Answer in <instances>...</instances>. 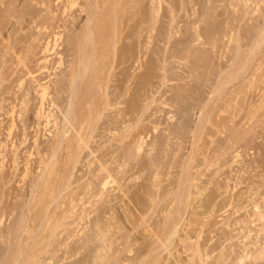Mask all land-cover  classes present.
Segmentation results:
<instances>
[{
  "label": "rangeland",
  "instance_id": "1",
  "mask_svg": "<svg viewBox=\"0 0 264 264\" xmlns=\"http://www.w3.org/2000/svg\"><path fill=\"white\" fill-rule=\"evenodd\" d=\"M120 1L122 2L121 4H124V5H121L120 2H119L118 3L119 5L118 4L114 5L115 12H110L112 14H110L108 12V14H107L109 16V19H111V21H109V24L111 22V24L109 25L110 28L108 27L110 29V32L108 31V33H109L110 36H112V33L115 34L116 32L117 33L120 32L119 33L120 37L116 41V47L118 49H116L114 51L118 52V53L119 52H121V53L123 52V54L125 56L128 55V57L133 52L132 54H133V56H135V57H133L135 62H133V64L131 66H129L127 69L124 68L126 66V64H124V66H123V64H120V67L118 65V67L115 69V72H116L115 76H114V74H112V76L109 77L110 79L108 78V81L106 83L107 86L105 84L106 88L104 89V93H105L106 98L108 99L107 103L106 104L102 103V101H100L101 103H99V101H98L99 104H97L96 108L98 107V110H100V111L102 110L104 113H107V112L111 113L112 116L115 114L114 116H116L117 113H115V112H117L118 107H123V106H128V105L130 107V104L133 101H137L138 100L137 104L142 102V103L139 104L142 107V110H141L140 107H139V110H141L142 112L139 111V114H138V111H137L138 117H140V119L137 120L136 124H137V126L140 125V124H147V126L149 128L148 132L150 131L149 134H151V132L153 130L152 127L155 126L156 124L159 125L158 126L159 128L156 125V127H157L156 130L157 131L160 130V132H161V133L159 132V134H163V133L165 134V132H166L165 130L166 129H164V128H167V124H166V126L164 124L165 122L166 123L169 122L168 124L171 123V125L175 124V123L176 124H178V123L180 124L182 122V120L184 121L186 119L188 121L190 120L188 122V124H187L188 126H190L192 124L190 126L191 129H190V127L187 126V128H189V130L186 128V130L188 132L186 130H184V131L187 132V134H186V132H183V129L180 128L179 124L177 125L178 128L175 127L176 124L174 125V127L172 126V128H176L177 130L179 129L180 131L182 129L181 134H180V131L178 130L176 132L173 131L174 135L173 134L170 135V138H172V137L175 138V133H178V132L179 133L177 134V136H179V134L181 135V136H179V138L176 137L175 139L174 138L171 139L172 142L175 143L174 146L177 147V144H182V145H180V146L178 145L180 147L179 148L180 150L178 149V147L177 148L174 147L175 150L173 151V153L177 149V153L178 154L175 153L174 155H171V157H169L170 165H172V166L170 167L171 169L169 170L171 172V174L168 175V176L171 177V175H172L171 179L172 180L175 179V181H174L175 183L179 182L184 177V173L181 172V171L183 170L184 167L186 168V166H187L188 167L187 171H189L187 178L189 179V175H190V177H194V178L197 177L195 179V181L192 182L193 184H191V182H189V183L186 182L187 185L189 184L187 189L188 190L190 189V190L187 191V192L190 193V197L188 198L187 202L186 201L185 202L188 203L187 207H189L190 205H191L190 208L192 206L193 207H192V209L187 208L186 213H183V216H182V218H183L182 220L183 221H181V223L178 225V227H177V229L179 228L178 229V233H176L174 235L173 240H172V241H174L173 242L174 243L173 244L174 247L172 246V244H171V246L173 247V249L170 247L172 249V251H171L172 254H170L169 252L165 253L166 251L161 253L160 256H159V258L161 259V260L159 259V262H160L159 264H176L175 259H177L178 256H181L182 259L183 258L185 259L184 260L185 264H189V263L190 264H215L216 261H218L219 264H220V262H221V264H230L231 261H233L234 264L235 263L237 264L239 262V260H234V259L235 258L238 259V258L236 257V255H235V258H233L234 256H232V255H234L236 253V251H234V250L237 247H238L237 249H239V246H240V248H242L243 245H247V244H248V246H249V244L254 246L252 244V242H253L252 240L256 236H258L256 233H255L256 234V236H255L254 232L249 231V229H248L249 227H247V231H249V233H250L249 234L250 236H249L247 234L246 227H245V230H244L243 229L244 226L241 225V224H243L242 220L245 221L246 218H249L251 216V213H253V216H254V210L255 209L253 208L252 205L254 204L255 201L258 200L257 196L252 194L250 196V197L253 196L252 197L253 198L252 201H254V202L252 204V202L250 200L251 198L248 197L249 195L247 196V194H248L247 191L248 190H249V192L251 191L250 192V194H251L253 192V190L255 189L254 192L255 191L257 192L258 189L255 188L257 186L259 188V192H261V193L264 192V186H262V185H264V177H263L264 176V174H263L264 173V168L261 167V165L264 167V154H263L264 153V28L262 27V26H264V0H262V2L260 1L259 4H257L258 5V7H257L258 10L256 9V12H254L255 11L254 5L256 4L257 0H244V1H246L245 5H244V1L243 0L242 1L241 0H231V1L230 0H221V1L220 0H217V1H215V0H213V1L212 0H198V1L197 0H186V2H188V3H186L185 10L182 9L179 0H177V2L175 0L174 3H173V1L171 3V2H169V0H166V1L162 0L161 3H163V5H162L163 8L166 7V11L169 8V11L168 12L160 11V12H157V13L149 12V11L147 12V10L149 9V6L147 7L146 3L148 4L149 0H144L143 4L141 3L142 6H139L140 4L138 5V3H140V2H138L137 6H136V2L133 3L134 1L131 2L132 4H129L128 1H125V0H120ZM232 1H233V3H232ZM200 2H204V3L200 4ZM251 2L253 3V5H252ZM134 4H135V6H133ZM175 4H178V5H175ZM190 4L192 5V7H190L191 6ZM130 5L132 7L131 9H130ZM194 5H196V6H194ZM234 5H237V6L234 7ZM118 6H120V7L122 6L123 8L122 7L118 8ZM211 6H213V7H211ZM230 6L232 7V9L230 8ZM42 7H43L42 6V0H0V44H1L0 45V47H1L0 48V91H1L0 92V99H1L0 100V114H1L0 115V122H1L0 123V127H1L0 130L2 131V132L0 131V138H1L0 140H2L0 142L4 143V146L2 144L0 145L1 147L3 146L2 148L0 147V152H1V154H0L1 155L0 163H1L2 158L4 159V161H2L3 165H0V177H1L0 178V188H1L0 189V211L3 210V211H1V212H3V214L0 213V218L3 219L2 222L0 223L1 224L0 229L2 230V228L3 229L6 228L5 231L3 230L5 233H6L7 229L8 230L10 229L9 230L10 234H8V235L10 236L9 239L12 242L11 243L12 244V248H11V251H10V253H11L10 255L7 253V250L4 247L5 243L3 242L2 243L3 245L0 243V264H3L2 260H4V259H8V260L10 259L9 260L10 264H14L15 261H16L15 264H33L34 262H35L34 264H69V263L70 264H91L92 263L91 260H93V256L92 255L94 254V251H95V248H94L95 245L93 246V245L90 244V247H88V248L89 249L92 248V249L89 250L88 248H86V251H85V249L83 251L82 248H81L82 250L78 249L79 247H77L78 243H77L76 239L71 237V239L70 238L67 239L68 243L70 242L69 248H71V249H69L70 250V251H68L69 253H66L64 246L61 244V243H63L62 241L65 240L64 238H66L65 237L66 236V231L64 230L65 227H67L68 223L72 222V219L75 220V221L77 220V219H75V216H73V218L72 217H70V218L67 217V214H63L64 211L61 210V209H56L54 214H55L56 217L57 216L60 217V215L64 216V217L66 216L64 220L62 219L64 225L58 227V229H57L58 231L56 230L54 232V234L52 235V237L48 238L49 240H48V243L46 245L47 248H44V250H42V241H41L42 240V210L46 209L45 211H47V212H51L52 211V213H53V210H54L53 204H54L55 201L50 204L48 209H47V207L44 208V206H45V205H43L44 200L41 199L42 198V196H41L42 195V165H40V164H42V152L45 151L44 150V146H48V145L51 144V143H49V141L51 142V139H52L51 131L54 132L55 129H54V127H52L51 123H50L51 127L49 125L47 126V129L49 128L48 130L47 129H43V127L40 126V125H42V120H41L42 116H40V117L36 116L37 118H35V115H36L38 107H39V105H37V104H39L38 95H37V91H35L36 90L35 88H37V87H35V86H36L37 82L38 83H43L44 81L47 82L48 80L50 81V79H52V78L55 79V77L58 76V75H54V73H53L54 70L52 68L48 69V71H47V68H42V65H43L42 59H41L42 58V41H43L42 40V32L45 31V30H48L46 28L43 30L42 25L44 27H48V26H50V25H48V21H49L50 17H52V16H56V18L58 17L57 18L58 20L56 21V24L54 26V31L57 34L61 35V37L59 39V42L62 41L63 45L62 46L60 45V46H61V48L64 49V50L62 49V51H64V53L66 52V56H67V54L69 56V53H71V49L69 48L70 47V45H69L70 43L68 41L74 35V33H72V34L69 33V29H68L69 25L76 29V30H74L75 33L76 32L78 33L81 30V28L84 26V23H85L84 19L85 20L87 19V14H88L86 12H70L71 16H72V17H70V16H67V14H66V13L69 14V12L65 13V12H61L59 10L54 9L53 10V14H52L51 12H46V10H43ZM134 7H136V8H134ZM145 7H146V9H145ZM138 8H140V9H138ZM143 8H144V10L141 11V9H143ZM245 8H246V10H245ZM118 9L120 11H118ZM123 9H124V11H123ZM233 9H235V10H233ZM253 9H254V11H253ZM138 10H140V11L138 12ZM238 10H240V11H238ZM230 11H232V12H230ZM245 11H247V12H245ZM123 12H124V14H123ZM171 12H172V14H171ZM59 13H62V14H59ZM89 13H91L90 14L91 16L93 14L94 15L97 14L96 12L95 13L89 12ZM155 14H157V15L155 16ZM170 14H171V17H170ZM60 15H63V16H60ZM110 15H111V18H110ZM150 16L152 18H150ZM60 17H61V19H60ZM64 17L67 18V19L74 18V22L73 21L72 22L65 21ZM143 17H144V20L142 19ZM132 18H133V20H132ZM138 19H140V20H138ZM62 21H64V22H62ZM204 21L205 22L207 21V22L205 23ZM248 21H249V23H248ZM142 23H143V25H142ZM153 23H155V25ZM82 24H83V26H82ZM152 25H154V26H152ZM191 25H193V26H191ZM231 25H232V27H231ZM58 26H60V27H58ZM116 26L118 28H120V29H118ZM167 26H169L171 28V29L169 28L171 30V32H172L171 33L172 34V39L170 38L171 39L170 42L172 41L171 42V51H172V54L173 53L175 54V55L171 54L172 55L171 58L170 57H169L170 59L168 58L169 61L170 60L173 61L170 64L171 67L169 65V63L171 61L168 63V60H167V62H166V64L169 66V68H168V66H164V62H163L164 61L163 60L164 56H161L163 50H165L164 46H167V45L164 44L165 43L164 34H165L166 28H168ZM215 27L218 28L219 30L216 29V31H215ZM17 28H19V29H17ZM262 28H263V31L260 33ZM116 29H118V31ZM137 29H138V31H137ZM178 29H179V31H178ZM41 30H43V31H41ZM142 31H143V33H142ZM197 31H199V32L203 31L200 34V36L201 37L203 36L205 39L207 37V40H205V41L203 40L202 43H201V40L203 39V37H202V38L199 39L200 41H198L197 37H198V33L199 32H197ZM138 32H139V34H138ZM212 32L215 34L214 37L212 36L213 35ZM27 33H30V34H27ZM149 33L150 34L152 33L151 34V36H152L151 39L148 38V37H150ZM156 33H158V34H156ZM195 33H197V37L195 36L197 40L194 39L195 40V42H194V40L192 38H195V37H194V35H191V34H195ZM207 33L211 37H209V35H207ZM228 33H230V34L232 33L231 34L232 35L231 38H228L230 36V34H228ZM202 34H204L206 37L204 35H202ZM38 35H40V36H38ZM227 35H229V36H227ZM161 36H162V38H161ZM51 37L52 36H50V38ZM212 37L214 38V40H210L209 41V39H211ZM135 38H136V40H135ZM215 38H216V40H218V42L215 40ZM254 38H255V41L253 40ZM17 39H20V40L18 41ZM22 39H23V41H21ZM112 39L113 38H110L109 40L111 41ZM234 39H236V40H234ZM34 40H36V41H34ZM146 40L148 42L151 40V42H149V44H148L146 42ZM27 41H28V43H27ZM162 41H163V43H162ZM188 41H189V43H188ZM206 41H207V43H205ZM18 42H21V43H18ZM190 42L194 43V44L192 43V45L194 47H195V45H197L196 46L197 49L194 48L193 46H189V44L191 45ZM212 42L216 43V44L214 43L215 44L214 48L211 47V46H213V45H211ZM185 43H187V45H188L187 47L185 46L186 45ZM8 44H10V45H8ZM30 45H32V46H30ZM107 45H109V46H108V49L107 48L106 49L110 50V55H111V53L113 52L112 43H110V44L107 43ZM152 45H153V47H152ZM8 46H11V47L15 46L14 47V52L15 53L13 52L12 49H10V50H12V51H10L8 49ZM36 46H37V49H36ZM131 46H132V48H131ZM146 46L148 47V49H147ZM172 46H174V47H172ZM204 46H205V48H204ZM252 46H253V48H252ZM120 47H121V49H120ZM185 47H186V49H183ZM192 47L194 49H196L197 52L195 50L191 49ZM199 47H201V48H199ZM40 48H41V50H40ZM141 48H143V49H141ZM149 48H151V49L154 48L153 50H154V52L156 51V53L151 52V50ZM198 48L201 49V50H199ZM189 49L192 50V51H190ZM213 49L215 51H213ZM217 49H218V51H217ZM67 50L69 51V53H67L68 52ZM185 50H188V51H186L187 53L185 52ZM137 51H140V52L137 53ZM189 52L190 53L192 52V53L190 54ZM200 52L202 53V55H200ZM209 52L210 53L212 52V53L209 54ZM12 53H14V54H12ZM64 53L62 52V54H64ZM135 53H137V56H136ZM194 53H196V56H194L195 55ZM220 53H222V54H220ZM207 54H209V56ZM247 54H248V56H247ZM10 55H11V57H10ZM216 55H218L219 57L216 56ZM63 56H64L65 60L69 59L68 56H67V58L65 57V54ZM187 56H189V58ZM16 57H19L18 61L16 60ZM23 57H25V58L23 59ZM111 57H112V55H111ZM111 57H110V59L112 61ZM180 57H184V58L180 59ZM245 58H246V61H245ZM110 59H109V56H108L109 66H112L111 62H110ZM239 59L240 60L242 59V61L244 60L243 63L241 61H239ZM20 60H23V61L25 60V61L24 62L23 61L20 62ZM105 60H107V57L105 58ZM236 60H237V62L234 63V61H236ZM158 61H159V63H158ZM22 62L25 64V67H24V64ZM136 62H138V63H136ZM139 62H141V63H139ZM188 62L190 63V65H189ZM244 62H246V63H244ZM211 63H212V66H211ZM259 63H260V65H259ZM107 64L108 63H106V65ZM215 64H216V67L218 66V68H216L214 66ZM234 64L237 65L238 67L239 66L240 67L238 68ZM244 64L246 66H244ZM252 64H253V66H252ZM257 64L259 65V67H258ZM155 65H156V67H155ZM193 65H196V66H193ZM241 65H242L243 68L241 67ZM164 67L168 68L166 70H170V72L169 71L167 72L168 74L170 73L169 75L166 73V71H164V69H165ZM208 67H209V69H208ZM232 67H233V69H232ZM207 69H208V72H205V71H207ZM231 69L233 70L232 73H230ZM209 70L211 72L213 71L214 73L215 72L216 73L214 75H213V73L210 74ZM228 72L230 73V75H227ZM47 73H49V74L47 75ZM207 73H209V74H207ZM217 73L218 74L220 73V75H218ZM206 74L208 76H211V77L208 78ZM125 75L128 76L129 79ZM166 75H167V78H166ZM129 76L133 77V80ZM135 76H138L140 79L136 78ZM146 76H148V77H146ZM160 76H162V77H160ZM19 77H21V78H19ZM31 77H32V79H31ZM134 77L137 80L135 79V81H134ZM215 77H216V79H215ZM190 78H191V80H190ZM21 80H23V82H21ZM35 80H36V82H35ZM138 80L140 82H138ZM201 82H204V83H201ZM132 83L134 85H139V83H140V85L137 86V87H139L137 89L140 90L139 93H137V95H136L138 97L137 99H136L135 94H134V97H132L133 93L131 94V92H132V91L130 92L131 89L128 90L130 87L132 88V86H133ZM195 83H197V84L195 85ZM217 83L220 85V91L218 93L214 94L212 91H213V88H215L214 86L217 85ZM20 85L22 86V89H20L21 87L20 88L18 87ZM27 85L29 86L28 89H27V87H28ZM148 85H150V86L148 87ZM219 85H217V86H219ZM5 86H6V88H5ZM7 86H8V89L11 88V87L12 88L9 89V91H8ZM128 86H129V88L127 89L126 87H128ZM133 87H136V86H133ZM14 88H16V89H14ZM238 88L240 90H238ZM122 90H123V92H122ZM27 91H28V94H26ZM124 91H125V93H124ZM23 93L26 96L25 95L23 96ZM62 93H63L62 94L63 95L62 99H60V100L56 99L57 101L55 100L56 103H58L59 101L62 100L60 102V105H59V106H61L60 107L61 110L59 109V106L58 107L54 106V105L50 106L48 104V102L45 103V106H47L45 108V110L46 109L48 110L49 106H50V108H51L50 110H53V113L56 114V117H57V120H58L59 123H61L64 120V117H65V110L64 109L67 106V104H66L67 99L65 100V98H67V94H66V92H62ZM15 94H16V96H15ZM98 95L100 96V93L97 94V96ZM99 96H98V100H99ZM10 97H11V99H10ZM26 97H27V100H26ZM63 97H64V100H63ZM210 97H212V98H210ZM131 99H132V102H130ZM19 100H20V102H19ZM169 103H171V104H169ZM225 103H228V104L225 105ZM101 104H103V106H101ZM163 104H164V106H163ZM10 105L13 106V108ZM100 106L102 108H105V110L104 109H99ZM110 106H112V107H110ZM129 107H127L126 109L129 110ZM8 109H9V111H11L13 113L7 111ZM115 109H116V111H115ZM17 112H18V114H17ZM56 112H58V113H56ZM128 113L126 114V118H127V115L128 116L130 115V113L129 114ZM185 113H189V114L187 115ZM4 114H5V116H4ZM107 114L105 116H107ZM166 114L167 115L169 114L168 117H167ZM15 115H16V117H15ZM97 115H99V111H98V113H96V116ZM141 115H142V117H141ZM112 116H110V117H112ZM170 116H171V118H170ZM183 116H185L186 118L185 117L183 118ZM110 117H108V116L104 117L101 114L100 118L98 120H96L97 122L96 123L95 122L92 123L94 125L95 131H94V134H92L91 137L89 138L88 144H89V142H91L90 145L91 144L93 145V146H91V150L92 151L95 150L94 153L96 155L100 152V151H96L97 146H99L100 143H102L101 145H104V144H107V145L109 144L110 145L111 143H116V140H114V139L115 138H119L118 137L119 136V134H118L119 131L118 130L121 129L123 126L127 125L128 123L129 124L130 123L131 124L135 123L134 120L132 119L133 120L132 121L131 118H130V120L128 119L129 121L127 120V121H125V123L114 124L113 121H112L113 118L111 119L112 123H111V121L107 120V119L110 120ZM102 118H106V119H102ZM11 120H13V122H15V123H14V126H13L14 129L11 130L12 134H9L10 135L9 136L8 132H6V131H8L7 129L9 127V123H11ZM155 121L158 122V123L155 124ZM170 121H172V122H170ZM184 122L186 123L187 121H184ZM104 123L106 124V126H105ZM131 124H130V126H131ZM161 125H163V126H161ZM37 126L39 127V129H38ZM199 126H200V128H199ZM2 127H3V129H2ZM161 127L162 128L164 127V128L162 129ZM101 128H103V129H101ZM193 128H195V129H193ZM21 129L24 130V131H22ZM96 129H98L99 131L96 130ZM49 130H51V131H49ZM111 130H112V132H111ZM192 130L193 131L197 130V131H196V133L195 132L192 133ZM114 131H115L116 134L112 135V133H114ZM190 131H191V133H190ZM20 132H21V135H20ZM50 133H51V135H50ZM6 136H7L8 139L6 138ZM100 138H102L101 141H100ZM146 139L149 140V138H146ZM154 139H155V137H154ZM177 139H178V142H177ZM180 139H182V140H180ZM5 140H7V142ZM109 140H111L110 143L107 142ZM238 141H240V142H238ZM23 143H25V144H23ZM34 144H35V146H34ZM5 146H6L7 149L5 148ZM94 146L96 147V149L94 148ZM200 146H201V148H200ZM15 147H16V149H14ZM91 150L83 149L78 154L79 158H78V161L75 162L76 166L73 169V175H71V173H68L67 171L65 173L62 171L65 176H68V174H70V176H69L70 177V181L73 180L74 174H76L75 172H78L77 173L78 176H79V173H80V176H81L82 173L84 174L83 171H86V168H85L86 164L85 163L93 155V154H90ZM2 151H3L4 154L2 153ZM60 154H63V153L61 152ZM109 154L111 155V153H109ZM236 154H238L239 156L238 155L236 156ZM2 155H4L5 157H2ZM159 155L161 156L162 154L159 153ZM178 155H179V157H177ZM10 156H11V158H10ZM175 157H176V159H175ZM13 159H14L15 162H13ZM39 159H40V161H39ZM72 160H74V158ZM171 161L172 162L174 161V163H171ZM254 161H255V163H254ZM12 162H13V164H12ZM79 162H80V164H79ZM203 162H204V164H203ZM174 164H176V165H174ZM187 164L188 165L190 164V165L188 166ZM194 164H195L196 168L194 167ZM199 164L201 165V167H200ZM12 165H14V166H12ZM78 165H80L81 167L78 166ZM69 166L71 167V164ZM179 166H180V168H179ZM202 166L204 167V169H203ZM243 167L245 169H243ZM193 168H195L194 169L195 171H193ZM82 169H84V170H82ZM172 169H174V170L171 171ZM197 169H198V171H197ZM36 171H38V172H36ZM213 171H214V173H212ZM23 172L25 174L27 173V175L25 176V174ZM133 172L134 171L129 172L128 176H125L126 179H123L122 182H124L126 180V182H125L126 184L132 183L131 180L129 182L127 181L128 180L127 177H130L129 179H131V177L135 178V176H139V173H140V172L139 173L137 172L138 174H136V172H134V173ZM144 172H146V170ZM144 172L142 171V175L140 174L141 178H138V180H140V179H142L143 177L146 176ZM180 172H181V174H180ZM261 172H263L262 173L263 175H260ZM204 173H206V175H204ZM85 174H86V176H84V177L86 178L88 176V174L87 173H85ZM131 174H132V176H130ZM173 174H174V176H173ZM209 174L211 175L210 177H209ZM2 175H4V176H2ZM7 175H8L9 178L7 177ZM22 175H24V176H22ZM177 175H179V176H177ZM199 175H201V176H199ZM23 177L24 178L26 177V178L24 179ZM84 177H82L79 180H84L85 179ZM165 177H167V176H165ZM22 178H23V181H22ZM59 178H60V176H59ZM59 178L55 179V182H53L54 180L52 179L53 180L52 184L55 185L54 187L52 186V189H53V192L56 191V193L54 192V195L56 197H58L57 200L61 201L63 198L66 197V192L68 193L72 188L74 189L77 183L73 182V183L70 184L69 187L62 189V183H61L62 181ZM177 179L179 181H177ZM184 179H185V177H184ZM191 179H189L188 181H190ZM197 180L198 181L200 180V181L198 182ZM208 180H210V181H208ZM133 181H134V179H133ZM212 181L213 182L216 181L215 184L212 183ZM6 182H7V184H6ZM19 182L20 183L22 182V183L20 184ZM147 182H149V181H147ZM200 182H202V183L204 182L206 185H202V183L200 184ZM175 183H174V186L176 185ZM195 183H197L196 186L199 185L197 187H201V188H198L199 191H202V192H200L199 197H198V193H197L199 191L195 192L197 190V188H195L196 186L193 187L195 185ZM252 185L254 186V188H253ZM248 187H249V189H248ZM250 187H252L251 190H250ZM112 192L116 193L117 192V188L114 191H112ZM193 192L198 197V199H197L196 196H194ZM40 193H41V195H40ZM8 194H10L11 196L8 195ZM117 194H120V193L117 192ZM256 194L259 195L260 193H256ZM5 196L6 197L8 196L7 197L8 199ZM206 196H208V197H206ZM255 196H256V198H254ZM19 197H20V199H19ZM194 197H196V199H194ZM200 197L202 198V200H201ZM224 197H225V199L227 197L228 198L226 200H224ZM239 197L241 198V200L239 199ZM262 197H263V195H262ZM123 198H124L123 200L125 202L129 201L127 199L128 197L127 198L123 197ZM232 198L233 199L235 198L237 201L235 199L233 200ZM228 199H231V200H228ZM23 200H25V201H23ZM123 200H122L121 203H123ZM262 200L260 199V196H259V202L257 201V204L260 203L259 204L260 208H261L262 205H264V203H262V202H264V199H262ZM223 202H225V203H223ZM38 203H39V205H38ZM113 203H115V202L113 201ZM261 203H262V205H261ZM78 204H80V203H78ZM129 204H130V202H129ZM197 204H198V206H197ZM121 205L122 204L116 203V207L120 208L121 213H122V219L120 220L119 225H120V227L123 228L124 227L123 223H125L126 224V228L122 229V233H124V230L127 231V233H128V232L133 231V230H131L132 224H130L127 221V219H125L126 218L125 216L128 215L129 217H132V215L135 214L133 216V217H135L137 211H136V209H134L133 205H131L130 209L128 208L129 211L125 210V209H122ZM6 206L7 207L10 206V207L7 208ZM78 207L79 206L77 205L76 211H77ZM243 207H244L245 210L243 209ZM1 208H3V209H1ZM106 210H107V214L104 212L105 215H103V217L101 216L105 220L112 213L111 210L110 211L108 209H106ZM192 210H195L196 212L192 211ZM239 210H240V212H239ZM135 211H136V213H135ZM189 211H192V213H194L196 215H193ZM245 211H247V212H245ZM8 212H9V215H8ZM125 212H126V214H125ZM243 214H245V215H243ZM247 214L248 215L250 214V216H248ZM95 215H96V212L95 213L91 212L90 213V217H91L90 218L91 219L90 222L84 223V221H87L88 219L84 220V221L82 220L83 222L80 220L81 224L79 223L78 226L79 225L81 226L82 224H88L86 226H89V225H91V226H89L90 228L89 227L88 228L85 227L86 230L87 229L88 230L89 229L92 230L93 227H94V225H93L94 224V220L96 218ZM133 217L131 219H134ZM206 217H208V218H206ZM205 218H206V220H205ZM250 218L249 219L251 220V222H250V220L247 219L250 222L249 226L251 225L250 229L252 227H254V226L255 227H260V229H261V227H264V226H262V224L260 226L261 220H259L260 221L259 223L257 222L258 226L255 225L256 224L255 222L258 221V220H256V216H254L255 221H254L253 217H250ZM247 220H246V222H247ZM239 221H242V222H239ZM252 221H254L255 224H253ZM32 222H34V223H32ZM262 222H263V219H262ZM183 223L185 224L184 226H183ZM251 223L253 224V226H252ZM21 224H23V225H25V227H27V230H29V232L27 231L28 234H27V232L21 231L19 229V226ZM75 225L72 224L69 229L77 228L78 226L76 227ZM136 226H137V224H136ZM220 226H222V227H220ZM78 228L75 229L74 232H72V233H76V230H78ZM233 228H234V230H233ZM230 229H232V230H230ZM235 229L236 230L240 229V230L235 231ZM260 229H258V231ZM254 230H257V229L255 228ZM3 231H1L2 233L0 232L1 235L4 233ZM61 231H63V232H61ZM187 231H188V235H187ZM239 231H241V232H239ZM244 231H246V233ZM92 232H93V230H92ZM24 233H25V235H24ZM221 233H223V236H222ZM243 233H244V235H243ZM262 233L264 235V232H262ZM245 234H246V236L248 235V238L245 236ZM217 235H218V237H217ZM232 235H233V237L230 238V236H232ZM260 235H261V238H262L263 237L262 234H260ZM6 236L7 235L5 234V236H2V237L4 239H6L5 238ZM25 236H27V237H25ZM54 236H56V238ZM186 236H187V238H188V236H190V239L188 241L189 242L191 241V243H189V245L192 244V243L193 244L197 243V242L194 243V241H196L198 239H199L198 241L200 243L199 246L204 244V245H202L203 247L201 246L202 248L201 247L199 248V249H201L202 252H204V254L206 256V259H205V256L202 255L203 253L200 252V255H202L201 257H202L204 262L201 261L199 256H197L198 258L196 256H194L195 258L192 259L193 262H192V260H191V262L188 261L190 259L189 254L191 252H189L187 250V252H188L187 253L186 251H183V249H182L188 244L187 242L183 241L186 238ZM244 236L248 240L250 238L251 239L253 238V239L249 240L250 243H249L248 240H246V242H245L243 240ZM258 237H256V238H258ZM21 238H23V239H21ZM26 238H28V239H26ZM179 238H182V239L184 238V239L181 240ZM220 238H222L223 240L220 239ZM261 238H260V241L262 239L264 241V237L262 239ZM53 239H55L56 241L53 240ZM72 239H74V240L70 241ZM255 239H254V241L258 240V243H260L259 238L256 239V240ZM3 240L0 239V242H2ZM57 240H61V241L58 242ZM139 240H141V239H139ZM139 240H138V242H139ZM177 240H178V242H177ZM179 240L183 241L184 244H182L183 242L181 243V241H179ZM232 240H234V242ZM131 241H132V239H131ZM207 241H209V242H207ZM241 241L245 242V244L244 243L242 244ZM49 242H50V244H49ZM53 242H54V244H53ZM132 242L134 243L135 241H132ZM235 242H237L238 244L237 243L235 244ZM57 243H60V244H57ZM175 243H176V246H175ZM262 243L263 242H261L260 244H262ZM181 244H182V246L184 245V247H182ZM231 244L237 245V246H233ZM240 244H242V245H240ZM260 244H255V245H257L256 248L258 246H260ZM60 245H62L63 248ZM119 245H122V244H118V246ZM133 245L136 246L137 244L136 243L132 244V248H133ZM206 245H207V247H206ZM54 246H57V248H56L57 249V253H56V251L53 252ZM59 246L61 247L60 248L61 251H60V249H58ZM222 246H224V247L228 246L226 248H229L230 250L227 249L228 252L226 250L224 252V249H226V248H224ZM229 246L230 247L233 246V248L235 247L233 249V251L235 253H232L233 251L231 252V248ZM263 246H261V248ZM119 247L121 248L122 246H119ZM210 247H212V248H210ZM218 247H220V248H218ZM251 248H252L251 252L254 251V248L253 247H251ZM251 248H249V249H251ZM256 248H255V250H256ZM46 249H47V252H46ZM122 249L123 250L121 252H119V260L116 261L117 264H128V263L129 264L130 263L131 264H133V263L134 264H139L140 263V262H137L138 261L137 259H139V258L134 256L135 253H136V250H131V252H128L126 248L125 249L122 248ZM219 249H220V251L223 250L224 253H222V251L219 252ZM257 249L259 250V248H257ZM17 250L20 251V254H18V258L15 257ZM74 251L75 252L77 251V252L75 253ZM78 251H79V254L82 253V255H79ZM177 251L179 253H177ZM206 251L207 252L209 251V252L207 253ZM240 251H241V249H239L237 252H240ZM12 252H14V254ZM73 252H74V254H73ZM183 252H185V253H183ZM229 253H231L230 256L227 255ZM63 254H65V255H63ZM70 254H71V256H70ZM168 254H169V256H167ZM177 254H178V256H177ZM210 254H212V255H210ZM12 255H14V256H12ZM74 255H76V256H74ZM115 255H117V253ZM132 255H133V257H136V258H133ZM225 257H227V258H225ZM14 258H16V260H14ZM150 258H151V256H150ZM230 258H232V259L230 260ZM226 259L230 260V262L229 261L226 262L227 261ZM246 259H245V261L243 260L244 264L249 262V259H252V257H249L248 260H246ZM262 260H260V262L257 261L258 263L253 262L252 264H254V263L255 264H260V263L264 264V259H262ZM234 261H237V262H234ZM251 261H253V259L250 260V262ZM20 262H23V263H20ZM250 262L247 263V264H250ZM233 263H231V264H233Z\"/></svg>",
  "mask_w": 264,
  "mask_h": 264
},
{
  "label": "bare ground",
  "instance_id": "2",
  "mask_svg": "<svg viewBox=\"0 0 264 264\" xmlns=\"http://www.w3.org/2000/svg\"><path fill=\"white\" fill-rule=\"evenodd\" d=\"M125 1H128V3L129 4H132L131 2L132 1H134L133 3H135L136 2V6H137V3L138 2H140V3H138V5L139 6H142L141 5V3L143 4V2H144V0H125ZM161 1L162 0H149L148 1V4L146 3V5H147V7L149 6V9L147 10V12L149 11V12H155V13H157V12H160V11H162V12H168L169 11V8L167 9V11H166V7H164L163 8V3H161ZM166 1V0H165ZM172 1H173V3L175 2V0H169V2H171L172 3ZM198 1V0H197ZM213 1V0H212ZM215 1H217V0H215ZM221 1V0H220ZM231 1V0H230ZM242 1V0H241ZM244 1V0H243ZM262 2V0H257L256 1V4L254 5V9H255V11H254V9H253V11L254 12H256V9L258 10V5L257 4H259V2ZM120 2V4L122 3L120 0H42V9L43 10H46V12H51L52 14H53V10L54 9H56V10H59V11H61V12H69V14L68 13H66L67 14V16H70V17H72L71 16V13L70 12H86V13H88L87 14V19L85 20L84 19V21H85V23H84V26H83V24H82V28H81V30L77 33H75V31L74 30H76L75 28H73L72 26H70L69 25V33L70 34H72V33H74V35H73V37H71L70 39H69V45H70V49H71V53H69V49L67 50L68 52L67 53H69V56H68V54H67V56L69 57V59H67V60H65V58H64V54H65V57L67 58V56H66V52L64 53V51H62V49L63 48H61V46L63 45L62 43V41L61 42H59V39H60V37H61V35L60 34H57L55 31H54V26H55V24H56V21L58 20L57 18H56V16H52V17H50V19H49V21H48V25H50V26H48V27H44L43 25H42V28H43V30L46 28V29H48V30H45V31H43V30H41V31H43L42 32V63H43V65H42V68H47V71H48V69H50V68H52L53 70H54V75H58L57 77H55V79H50V81L48 82H43V83H38L37 82V84H36V86L35 87H37V88H35L36 90L35 91H37V95H38V101H39V104H37V105H39V107H38V110H37V113H36V115H35V118H37L36 116H42L41 118V120H42V125H40V126H42L43 127V129H47V126L49 125L50 126V123L52 124V127H54V132H52L51 130H49V131H51V133H52V139H51V142L49 141V143H51L50 145H48V146H44V150L45 151H43L42 152V164H40V165H42V195H41V193H40V195L42 196V200H44V202H43V205H45L44 206V208L45 207H47V209H48V207L50 206V204L51 203H53L54 201V204H53V208H54V210H53V213H52V211L51 212H47V211H45L43 208V210H42V250H44V248H47L46 247V245H47V243H48V238H51L52 237V235L54 234V232L58 229V227H60V226H62V225H64L63 224V220L65 219V217L64 216H61L60 215V217L59 216H55V214H54V212H55V210L56 209H61V210H63L64 211V213L63 214H67V217H72L73 218V216H75V219H77L76 221L75 220H73L72 219V222L71 223H68L67 224V227H65V231H66V238H64L63 240L64 241H62L63 243H61L63 246H64V248H65V251H66V253H69L68 251H70L69 249H71V248H69V246H70V242L68 243V241H67V239L68 238H70L71 239V237H73L74 239H76V241H77V243H78V246L77 247H79L78 249H80V250H82L83 249V251H84V249H85V251H86V248H88V247H90V244L91 245H95L94 246V248H95V251H94V254L92 255L93 256V260H91V264H117L116 263V261H118L119 260V252H121L123 249L122 248H126L127 249V251L128 252H131V250H136V253H135V255L134 256H136L137 258H139V259H137L138 261L137 262H140L139 264H159L160 262H159V256H160V254L161 253H163L164 251H166L165 253H167V252H169L170 254H172L171 253V251H172V249H173V247H174V241H172L173 240V237H174V235L176 234V233H178V229H177V227H178V225L181 223V221H183L182 219V216H183V213H186V210H187V208H190V206L189 207H187V205H188V203H186L187 202V200H188V198L190 197V193L189 192H187V191H189L188 189H187V187L189 186V184L187 185V183H189V182H191V184H193L192 182L193 181H195V179L197 178H194V177H190V175H189V179H191L190 181H188L189 179L187 178L188 177V172L189 171H187V169H188V167L186 166V168L184 167L183 168V170L181 171V172H183L184 173V177H185V179H184V177L182 178V180H178L177 179V181H179V182H174L175 181V179L174 180H172L171 179V177H172V175H171V177L170 176H168V175H170L171 174V172L169 171L171 168V166L172 165H170V159H169V157H171V155H174L175 153H177V149H176V151L173 153V151L175 150L174 149V144L175 143H173L172 142V140L171 139H173L174 137H172V138H170V135L171 134H173V131H178L176 128H172V126L174 127V125L176 124H172L171 125V123L170 124H168V123H164L165 124V126H166V124H167V128H164V129H166L164 132H165V134L163 133V134H159V132H160V130H156L157 129V127L159 126V125H157L156 123H158V122H156L155 121V124L157 125V127H156V125L155 126H153L152 127V129L154 130H152V132H151V134H149V132H148V126H147V124H140V125H138L137 126V124H136V122H137V120L138 119H140V117H138V114H139V111H141L142 110V107H141V105H139L140 103H142V102H140L139 104H137V101H133L132 102V99L130 100V102H132L131 104H130V107H129V105L128 106H123V107H118V109H117V112H115V113H117V115L116 116H112V114L111 113H104L102 110L100 111V110H98V107L96 108V106H97V104H99V103H101L100 101H102V103H107V101H108V99L106 98V96H105V93H104V89L106 88V86H107V81H108V78L109 77H111L112 76V74H114V76H115V74H116V72H115V69L118 67V65H119V67H120V64H123V66H124V64H126V66L124 67V68H128L129 66H131L132 64H133V62H135L134 61V58L133 57H135V56H133V52L131 53V55L128 57V55H124L123 54V52L121 53V52H115L114 50H116V49H118L117 47H116V41H117V39L120 37L119 35V33L120 32H116L115 34L114 33H112V36H110L109 35V33H108V31L110 32V24H111V22H110V24H109V21H111V19H109V16L107 15L108 14V12L110 13V12H115V7H114V5H116V4H118ZM124 2V1H123ZM176 2H177V0H176ZM179 2H180V4H181V7H182V9H184L185 10V6H186V3H188V2H186V0H179ZM178 2V3H179ZM219 2V1H218ZM245 2L246 1H244V5H245ZM250 2V1H249ZM82 3V4H81ZM201 3H204V2H200V4ZM211 3V2H210ZM217 3V2H216ZM215 3V4H216ZM220 3V2H219ZM224 3V2H223ZM222 3V4H223ZM232 3H233V1H232ZM248 3V2H247ZM252 3V2H251ZM179 4V5H180ZM206 4V3H205ZM213 4V3H212ZM229 4V3H228ZM236 4V3H235ZM243 4V3H242ZM241 4V5H242ZM250 4V3H249ZM262 4V3H261ZM119 5V4H118ZM121 5H124V4H121ZM175 5H178V4H175ZM191 5V4H190ZM214 5V4H213ZM225 5V4H224ZM233 5V4H232ZM238 5V4H237ZM237 5H234V7L235 6H237ZM252 5H253V3H252ZM133 6H135V4L133 5ZM194 6H196V5H194ZM202 6V5H201ZM226 6V5H225ZM122 7V6H121ZM120 6H118V8H121ZM176 7V6H175ZM190 7H192V5L190 6ZM198 7V6H197ZM211 7H213V6H211ZM210 7V8H211ZM217 7V6H216ZM250 7V6H249ZM123 8V7H122ZM132 7H131V5H130V9H131ZM134 8H136V7H134ZM180 8V7H179ZM195 8V7H194ZM203 8V7H202ZM215 8V7H214ZM227 8V7H226ZM230 8L232 9V7L230 6ZM238 8V7H237ZM240 8V7H239ZM263 8V7H262ZM261 8V9H262ZM129 9V8H128ZM138 9H140V8H138ZM145 9H146V7H145ZM161 9V10H160ZM190 9V8H189ZM201 9V8H200ZM218 9V8H217ZM225 9V8H224ZM242 9V8H241ZM134 10V9H133ZM142 10H144V8L143 9H141V11ZM199 10V9H198ZM233 10H235V9H233ZM245 10H246V8H245ZM118 11H120L119 9H118ZM123 11H124V9H123ZM126 11V10H125ZM140 10H138V12H139ZM219 11V10H218ZM238 11H240V10H238ZM243 11V10H242ZM241 11V12H242ZM248 11V10H247ZM247 11H245V12H247ZM263 11V10H262ZM43 12V11H42ZM89 12H93V13H97V14H93L92 16L90 15L91 13H89ZM134 12V11H133ZM136 12V11H135ZM146 12V11H145ZM194 12V11H193ZM207 12V11H206ZM221 12V11H220ZM230 12H232V11H230ZM229 12V13H230ZM15 13V12H14ZM55 13V12H54ZM100 13V14H99ZM170 13V12H169ZM198 13V12H197ZM212 13V12H211ZM11 14V13H10ZM30 14V13H29ZM59 14H62V13H59ZM64 14V13H63ZM83 14V13H82ZM110 14H112V13H110ZM123 14H124V12H123ZM153 14V13H152ZM171 14H172V12H171ZM171 14H170V17H171ZM209 14V13H208ZM225 14V13H224ZM236 14V13H235ZM259 14V13H258ZM5 15V14H4ZM3 15V16H4ZM79 15V14H78ZM122 15V14H121ZM154 15V14H153ZM157 14H155V16H156ZM167 15V14H166ZM194 15V14H193ZM217 15V14H216ZM229 15V14H228ZM231 15V14H230ZM10 16V15H9ZM60 16H63V15H60ZM149 16V15H148ZM161 16V15H160ZM196 16V15H195ZM234 16V15H233ZM74 17V16H73ZM141 17V16H140ZM154 17V16H153ZM218 17V16H217ZM229 17V16H228ZM246 17V16H245ZM49 18V17H48ZM65 18V17H64ZM75 18V17H74ZM74 18H69V19H67V18H65V21H69V22H74ZM110 18H111V15H110ZM150 18H152L151 16H150ZM262 18V17H261ZM20 19V18H19ZM23 19V18H22ZM60 19H61V17H60ZM127 19V18H126ZM143 20H144V17L142 18ZM158 19V18H157ZM164 19V18H163ZM168 19V18H167ZM225 19V18H224ZM30 20V19H29ZM43 20V19H42ZM79 20V19H78ZM118 20V19H117ZM132 20H133V18H132ZM138 20H140V19H138ZM152 20V19H151ZM191 20V19H190ZM207 20V19H206ZM262 20V19H261ZM2 21V20H1ZM20 21V20H19ZM126 21V20H125ZM187 21V20H186ZM211 21V20H210ZM250 21V20H249ZM249 21H248V23H249ZM4 22V21H3ZM29 22V21H28ZM32 22V21H31ZM44 22V21H43ZM62 22H64V21H62ZM140 22V21H139ZM146 22V21H145ZM155 22V21H154ZM205 22V21H204ZM207 22V21H206ZM205 22V23H206ZM215 22V21H214ZM226 22V21H225ZM233 22V21H232ZM24 23V22H23ZM58 23V22H57ZM77 23V22H76ZM127 23V22H126ZM162 23V22H161ZM168 23V22H167ZM190 23V22H189ZM196 23V22H195ZM219 23V22H218ZM238 23V22H237ZM22 24V23H21ZM59 24V23H58ZM119 24V23H118ZM121 24V23H120ZM134 24V23H133ZM132 24V25H133ZM150 24V23H149ZM154 25H155V23H153ZM194 24V23H193ZM225 24V23H224ZM233 24V23H232ZM75 25V24H74ZM142 25H143V23H142ZM154 25H152V26H154ZM211 25V24H210ZM214 25V24H213ZM238 25V24H237ZM262 25V24H261ZM24 26V25H23ZM38 26V25H37ZM68 26V25H67ZM145 26V25H144ZM173 26V25H172ZM191 26H193V25H191ZM195 26V25H194ZM252 26V25H251ZM20 27V26H19ZM58 27H60V26H58ZM109 27V28H108ZM117 27V26H116ZM121 27V26H120ZM139 27V26H138ZM148 27V26H147ZM168 28H166V30H165V34H164V38H165V45H167V46H164V48H165V50H163V52H162V55L161 56H164V66H168L167 64H166V62H167V60H168V58L170 57L171 58V56L174 54H172V51H171V42H170V40L172 39V32H171V28L169 27V26H167ZM204 27V26H203ZM210 27V26H209ZM214 27V26H213ZM221 27V26H220ZM228 27V26H227ZM231 27H232V25H231ZM263 28H264V26H262ZM56 28V27H55ZM118 28V27H117ZM156 28V27H155ZM170 28V29H169ZM191 28V27H190ZM223 28V27H222ZM225 28V27H224ZM263 28H262V30L260 31V33L263 31ZM17 29H19V28H17ZM22 29V28H21ZM25 29V28H24ZM118 29H120V28H118ZM118 29H116L117 31H118ZM147 29V28H146ZM152 29V28H151ZM175 29V28H174ZM173 29V30H174ZM206 29V28H205ZM216 29H218V28H216L215 27V31H216ZM64 30V29H63ZM127 30V29H126ZM172 30V31H173ZM195 30V29H194ZM197 30V29H196ZM213 30V29H212ZM211 30V31H212ZM219 30V29H218ZM217 30V31H218ZM137 31H138V29H137ZM160 31V30H159ZM178 31H179V29H178ZM13 32V31H12ZM152 32V31H151ZM197 32H199V31H197ZM203 32V31H202ZM201 31L198 33V37H197V33H195V34H191V35H194V37L196 36L197 37V39H198V41H200L199 39L200 38H202L201 36H200V34L202 33ZM225 32V31H224ZM223 32V33H224ZM245 32V31H244ZM133 33V32H132ZM135 33V32H134ZM142 33H143V31H142ZM191 33V32H190ZM210 33V32H209ZM25 34V33H24ZM27 34H30V33H27ZM51 34V35H50ZM118 34V35H117ZM138 34H139V32H138ZM150 34V33H149ZM152 34V33H151ZM151 34H150V37H148L149 39H151L152 38V36H151ZM156 34H158V33H156ZM213 34V35H212ZM212 36L214 37V33L212 32ZM226 34V33H225ZM228 34H230V33H228ZM232 34V33H231ZM230 34V36L229 35H227V36H229L228 38H231V35ZM254 34V33H253ZM36 35V34H35ZM69 35V34H68ZM136 35V34H135ZM141 35V34H140ZM174 35V34H173ZM179 35V34H178ZM202 35H204V34H202ZM207 35H209L208 33H207ZM235 35V34H234ZM38 36H40V35H38ZM50 36H52L51 38H50ZM148 36V35H147ZM183 36V35H182ZM200 36V37H199ZM205 36V35H204ZM217 36V35H216ZM215 36V37H216ZM253 36V35H252ZM27 37V36H26ZM134 37V36H133ZM180 37V36H179ZM178 37V38H179ZM196 37L195 38H192L193 40L194 39H196ZM206 37V36H205ZM209 37H211L210 35H209ZM211 38V39H209V41L210 40H214V38ZM221 37V36H220ZM25 38V37H24ZM110 38H113L111 41L109 40ZM131 38V37H130ZM161 38H162V36H161ZM163 38V39H164ZM171 38V39H170ZM233 38V37H232ZM236 38V37H235ZM256 38V37H255ZM255 38L253 39L254 41H255ZM11 39V38H10ZM21 39V38H20ZM20 39H17L18 41L20 40ZM62 39V38H61ZM189 39V38H188ZM196 39V40H197ZM135 40H136V38H135ZM139 40V39H138ZM205 41V40H207V37H206V39L203 37V39L201 40V43H202V41ZM215 40H216V38H215ZM234 40H236V39H234ZM21 41H23V39L21 40ZM34 41H36V40H34ZM40 41V40H39ZM108 41V42H107ZM134 41V40H133ZM158 41V40H157ZM192 41V40H191ZM217 42H218V40H216ZM222 41V40H221ZM228 41V40H227ZM231 41V40H230ZM244 41V40H243ZM250 41V40H249ZM136 42V41H135ZM146 42L149 44V42H151V40L148 42L147 40H146ZM175 42V41H174ZM194 42H195V40H194ZM253 42V41H252ZM7 43V42H6ZM5 43V44H6ZM18 43H21V42H18ZM17 43V44H18ZM27 43H28V41H27ZM107 43L108 44H110V43H112V48H113V52L111 53V55H112V57H111V55H110V50H107L108 49V46L109 45H107ZM138 43V42H137ZM159 43V42H158ZM162 43H163V41H162ZM188 43H189V41H188ZM191 43V42H190ZM193 43V42H192ZM192 43H191V45L189 44V46H193L192 45ZM200 43V44H201ZM204 43V42H203ZM205 43H207V41L205 42ZM213 43V42H212ZM211 43V45H213V46H211V47H213L214 48V46H215V44L213 43L212 44ZM235 43V42H234ZM249 43V42H248ZM259 43V42H258ZM3 44V43H2ZM24 44V43H23ZM124 44V43H123ZM139 44V43H138ZM151 44V43H150ZM183 44V43H182ZM186 45V47L188 46L187 45V43H185ZM194 44V43H193ZM199 44V43H198ZM222 44V43H221ZM1 45V44H0ZM8 45H10V44H8ZM37 45V44H36ZM61 45V46H60ZM66 45V44H65ZM107 45V46H106ZM134 45V44H133ZM154 45V44H153ZM153 45H152V47H153ZM157 45V44H156ZM160 45V44H159ZM203 45V44H202ZM219 45V44H218ZM224 45V44H223ZM226 45V44H225ZM247 45V44H246ZM251 45V44H250ZM30 46H32V45H30ZM145 46V45H144ZM150 46V45H149ZM158 46V45H157ZM156 46V47H157ZM196 46L197 45H195V47L194 48H196ZM201 46V45H200ZM14 47L15 46H13V47H11V46H8V49L10 50V49H12L13 50V52H14ZM25 47V46H24ZM135 47V46H134ZM139 47V46H138ZM143 47V46H142ZM147 47V46H146ZM145 47V48H146ZM172 47H174V46H172ZM184 47V46H183ZM186 47L185 48H183V49H186ZM191 48V49H193V50H195L196 51V49H194V48ZM202 47V46H201ZM201 47H199V48H201ZM257 47V46H256ZM255 47V48H256ZM1 48V47H0ZM65 48V47H64ZM107 48V49H106ZM131 48H132V46H131ZM163 48V47H162ZM163 48V49H164ZM190 48V47H189ZM198 48V49H199ZM204 48H205V46H204ZM216 48V47H215ZM252 48H253V46H252ZM254 48V49H255ZM28 49V48H27ZM36 49H37V46H36ZM110 49V48H109ZM120 49H121V47H120ZM141 49H143V48H141ZM147 49H148V47H147ZM150 50H151V52H154V48H149ZM174 49V48H173ZM188 49V48H187ZM210 49V48H209ZM244 49V48H243ZM250 49V48H249ZM12 50H10V51H12ZM31 50V49H30ZM35 50V49H34ZM40 50H41V48H40ZM64 50V49H63ZM124 50V49H123ZM181 50V49H180ZM190 50V49H189ZM199 50H201V49H199ZM207 50V49H206ZM64 53V54H62V52ZM135 51V50H134ZM147 51V50H146ZM184 51V50H183ZM186 51H188V50H185V52ZM190 51H192V50H190ZM212 51V50H211ZM213 51H215L214 49H213ZM212 51V52H213ZM217 51H218V49H217ZM222 51V50H221ZM24 52V51H23ZM131 52V51H130ZM138 52H140V51H137V53ZM197 52V51H196ZM211 52V53H212ZM225 52V51H224ZM231 52V51H230ZM253 52V51H252ZM7 53V52H6ZM15 53V52H14ZM14 53H12V54H14ZM17 53V52H16ZM137 53H135L136 54V56H137ZM154 53H156V51L154 52ZM164 53V54H163ZM187 53V52H186ZM190 53V52H189ZM192 53V52H191ZM190 53V54H191ZM210 52H209V54H211ZM223 53V52H222ZM222 53H220V54H222ZM229 53V52H228ZM246 53V52H245ZM18 54V53H17ZM23 54V53H22ZM39 54V53H38ZM71 54V55H70ZM125 56H123V55ZM134 54V55H135ZM172 54V55H171ZM183 54V53H182ZM195 55L194 56H196V53H194ZM205 54V53H204ZM203 54V55H204ZM209 54H207L208 56H209ZM224 54V53H223ZM19 55V54H18ZM17 55V56H18ZM29 55V54H28ZM153 55V54H152ZM156 55V54H155ZM158 55V54H157ZM175 55V54H174ZM200 55H202V53L200 52ZM219 55V54H218ZM218 55H216V56H218ZM20 56V55H19ZM25 56V55H24ZM27 56V55H26ZM108 56H109V59H110V57L112 58V61H111V59H110V62H111V65L112 66H109V62H108ZM151 56V55H150ZM178 56V55H177ZM206 56V55H205ZM207 56V57H208ZM214 56V55H213ZM229 56V55H228ZM247 56H248V54H247ZM10 57H11V55H10ZM28 57V56H27ZM107 57V60H105V58ZM188 58H189V56H187ZM219 57V56H218ZM223 57V56H222ZM244 57V56H243ZM242 57V58H243ZM251 57V56H250ZM18 58V59H17ZM25 57H23V59H24ZM161 58V57H160ZM169 58V59H170ZM181 58H184V57H180V59ZM197 58V57H196ZM200 58V57H199ZM214 58V57H213ZM221 58V57H220ZM228 58V57H227ZM35 59V58H34ZM136 59V58H135ZM216 59V58H215ZM16 60L18 61L19 60V57H16ZM26 60V59H25ZM24 60V61H25ZM144 60V59H143ZM183 60V59H182ZM212 60V59H211ZM210 60V61H211ZM214 60V59H213ZM250 60V59H249ZM10 61V60H9ZM12 61V60H11ZM21 61H23V60H20V62ZM23 61V62H24ZM150 61V60H149ZM171 61V60H170ZM169 60H168V63L170 62ZM184 61V60H183ZM190 61V60H189ZM209 61V62H210ZM239 61H241L242 63H243V61H242V59L240 60L239 59ZM238 61V62H239ZM245 61H246V58H245ZM22 62V63H23ZM173 61H171L170 63H169V65L172 63ZM208 62V63H209ZM218 62V61H217ZM235 62H237V60L236 61H234V63ZM263 62V61H262ZM37 63V62H36ZM41 63V62H40ZM106 63H108L107 65H106ZM136 63H138V62H136ZM139 63H141V62H139ZM149 63V62H148ZM153 63V62H152ZM158 63H159V61H158ZM162 63V62H161ZM185 63V62H184ZM189 63V62H188ZM192 63V62H191ZM201 63V62H200ZM213 63V62H212ZM212 63H211V66H212ZM216 63V62H215ZM240 63V62H239ZM244 63H246V62H244ZM19 64V63H18ZM24 64V63H23ZM157 64V63H156ZM237 64V63H236ZM2 65V64H1ZM63 65V66H62ZM151 65V64H150ZM189 65H190V63H189ZM209 65V64H208ZM235 65V64H234ZM240 65V64H239ZM258 65V64H257ZM259 65H260V63H259ZM259 65H258V67H259ZM142 66V65H141ZM173 66V65H172ZM193 66H196V65H193ZM215 67H216V64L214 65ZM232 66V65H231ZM235 66H237V65H235ZM234 66V67H235ZM244 66H246L245 64H244ZM252 66H253V64H252ZM4 67V66H3ZM24 67H25V64H24ZM35 67V66H34ZM33 67V68H34ZM40 67V66H39ZM155 67H156V65H155ZM170 67H171V65H170ZM226 67V66H225ZM238 67V66H237ZM240 67V66H239ZM238 67V68H239ZM241 67H242V65H241ZM5 68V67H4ZM12 68V67H11ZM159 68V67H158ZM165 68V67H164ZM168 68H169V66H168ZM167 67L164 69V71H166V73L169 71L170 72V70H166V69H168ZM216 68H218V66L216 67ZM243 68V67H242ZM255 68V67H254ZM58 69V70H57ZM132 69V68H131ZM175 69V68H174ZM185 69V68H184ZM187 69V68H186ZM189 69V68H188ZM198 69V68H197ZM208 69H209V67H208ZM208 69H207V71H205V72H208ZM215 69V68H214ZM213 69V70H214ZM224 69V68H223ZM232 69H233V67H232ZM231 69V71H230V73H232L233 72V70ZM237 69V68H236ZM119 70V69H118ZM152 70V69H151ZM194 70V69H193ZM219 70V69H218ZM246 70V69H245ZM31 71V70H30ZM29 71V72H30ZM121 71V70H120ZM125 71V70H124ZM136 71V70H135ZM174 71V70H173ZM189 71V70H188ZM210 71V70H209ZM255 71V70H254ZM43 72V71H42ZM118 72V71H117ZM186 72V71H185ZM190 72V71H189ZM194 72V71H193ZM221 72V71H220ZM224 72V71H223ZM256 72V71H255ZM120 73V72H119ZM123 73V72H122ZM125 73V72H124ZM130 73V72H129ZM146 73V72H145ZM179 73V72H178ZM196 73V72H195ZM204 73V72H203ZM213 73V75L216 73H214L213 71L211 72L210 71V74H212ZM222 73V72H221ZM230 73L228 72L227 73V75H230ZM2 74V73H1ZM28 74V73H27ZM43 74V73H42ZM49 73H47V75H48ZM128 74V73H127ZM132 74V73H131ZM168 74V73H167ZM170 74V73H169ZM168 74V75H169ZM185 74V73H184ZM194 74V73H193ZM207 74H209V73H207ZM206 74V75H207ZM218 74V73H217ZM22 75V74H21ZM139 75V74H138ZM192 75V74H191ZM218 75H220V73L218 74ZM253 75V74H252ZM8 76V75H7ZM31 76V75H30ZM126 76V75H125ZM141 76V75H140ZM174 76V75H173ZM216 76V75H215ZM53 77V76H52ZM127 78H128V76H126ZM130 77V76H129ZM136 78H139L138 76H135ZM134 77V81H135V78ZM146 77H148V76H146ZM160 77H162V76H160ZM188 77V76H187ZM186 77V78H187ZM207 77L209 78V77H211V76H208L207 75ZM19 78H21V77H19ZM44 78V77H43ZM126 78V79H127ZM132 80H133V77H130ZM153 78V77H152ZM155 78V77H154ZM166 78H167V75H166ZM194 78V77H193ZM206 78V77H205ZM218 78V77H217ZM4 79V78H3ZM23 79V78H22ZM31 79H32V77H31ZM37 79V78H36ZM39 79V78H38ZM110 79V78H109ZM112 79V78H111ZM129 79V78H128ZM127 79V80H128ZM140 79V78H139ZM159 79V78H158ZM199 79V78H198ZM215 79H216V77H215ZM237 79V78H236ZM16 80V79H15ZM45 80V79H44ZM137 80V79H136ZM162 80V79H161ZM190 80H191V78H190ZM224 80V79H223ZM14 81V80H13ZM43 81V80H42ZM110 81V80H109ZM112 81V80H111ZM129 81V80H128ZM171 81V80H170ZM200 81V80H199ZM213 81V80H212ZM222 81V80H221ZM220 81V82H221ZM21 82H23V80H21ZM35 82H36V80H35ZM133 82V81H132ZM137 82V81H136ZM138 82H140L139 80H138ZM159 82V81H158ZM157 82V83H158ZM161 82V81H160ZM168 82V81H167ZM31 83V82H30ZM135 83V82H134ZM152 83V82H151ZM182 83V82H181ZM201 83H204V82H201ZM223 83V82H222ZM23 84V83H22ZM105 84H106V86H105ZM133 84V83H132ZM137 84V83H136ZM197 83H195V85H196ZM24 85V84H23ZM139 85H140V83H139ZM139 85H134L133 84V86H136V87H133L132 86V88L130 87L129 88V86L128 87H126L128 90H130V92H131V94L133 95L132 97H134V94H135V96L137 95V93H139V89H137V88H139V87H137V86H139ZM151 85V84H150ZM150 85H148V87L150 86ZM156 85V84H155ZM154 85V86H155ZM217 85H219L218 83H217ZM216 85V86H217ZM224 85V84H223ZM28 86V85H27ZM188 86V85H187ZM214 86L215 88H213V93L214 94H216V93H218L219 91H220V85L219 86ZM20 89H22V86L20 85V86H18ZM31 87V86H30ZM224 87V86H223ZM5 88H6V86H5ZM12 88V87H11ZM11 88H9V89H11ZM26 88V87H25ZM29 88V86L27 87V89ZM152 88V87H151ZM159 88V87H158ZM211 88V87H210ZM7 89H8V86H7ZM9 89H8V91H9ZM14 89H16V88H14ZM167 90V89H166ZM192 90V89H191ZM236 90V89H235ZM238 90H240L239 88H238ZM20 91V90H19ZM34 91V92H35ZM1 92V91H0ZM3 92V91H2ZM7 92V91H6ZM5 92V93H6ZM26 92V91H25ZM62 92H66V94H67V98H65V100L67 99V102H66V104H67V106L65 107V117H64V120L61 122V123H59L58 122V120H57V117H56V114L55 113H53V110H50L51 108H50V106L52 105H54V106H59L60 105V102L62 101H59L58 103H56L55 102V100L57 99H62ZM116 92V91H115ZM122 92H123V90H122ZM143 92V91H142ZM186 92V91H185ZM234 92V91H233ZM237 92V91H236ZM100 93V96H99V100H98V96H97V94H99ZM120 93V92H119ZM124 93H125V91H124ZM146 93V92H145ZM166 93V92H165ZM168 93V92H167ZM17 94V93H16ZM16 94H15V96H16ZM26 94H28V91H27V93ZM117 94V93H116ZM143 94V93H142ZM164 94V93H163ZM178 94V93H177ZM211 94V93H210ZM239 94V93H238ZM25 94L23 93V96H24ZM36 95V94H35ZM113 95V94H112ZM121 95V94H120ZM212 95V94H211ZM210 95V96H211ZM235 95V94H234ZM20 96V95H19ZM26 96V95H25ZM139 96V95H138ZM145 96V95H144ZM236 96V95H235ZM3 97V96H2ZM171 97V96H170ZM178 97V96H177ZM181 97V96H180ZM15 98V97H14ZM24 98V97H23ZM22 98V99H23ZM31 98V97H30ZM138 97L136 96V99H137ZM159 98V97H158ZM175 98V97H174ZM210 98H212V97H210ZM10 99H11V97H10ZM9 99V100H10ZM112 99V98H111ZM110 99V100H111ZM134 99V98H133ZM141 99V98H140ZM169 99V98H168ZM1 100V99H0ZM25 100V99H24ZM26 100H27V97H26ZM56 100V101H57ZM63 100H64V97H63ZM197 100V99H196ZM4 101V100H3ZM97 101V102H96ZM98 101H99V103H98ZM187 101V100H186ZM209 101V100H208ZM15 102V101H14ZM19 102H20V100H19ZM46 102H48V104L50 105L49 106V109L47 110H45V108L47 107V106H45V103ZM96 102V103H95ZM160 102V101H159ZM179 102V101H178ZM201 102V101H200ZM16 103V102H15ZM27 103V102H26ZM63 103V102H62ZM158 103V102H157ZM14 104V103H13ZM120 104V103H119ZM169 104H171V103H169ZM182 104V103H181ZM228 103H225V105H227ZM20 105V104H19ZM63 105V104H62ZM65 105V104H64ZM115 105V104H114ZM122 105V104H121ZM198 105V104H197ZM213 105V104H212ZM11 106V105H10ZM45 106V107H44ZM101 106H103V104H101ZM100 106V108L99 109H104L105 110V108H102ZM163 106H164V104H163ZM180 106V105H179ZM12 108H13V106H11ZM33 107V106H32ZM60 107L61 106H59V109H60ZM110 107H112V106H110ZM127 107H129V110L128 109H126ZM139 107L141 108V110H139ZM167 107V106H166ZM169 107V106H168ZM214 107V106H213ZM15 108V107H14ZM149 108V107H148ZM10 109V108H9ZM9 109L7 110V111H9ZM58 109V108H57ZM58 109V110H59ZM11 110V109H10ZM32 110V109H31ZM50 110V111H49ZM61 110V109H60ZM149 110V109H148ZM158 110V109H157ZM202 110V109H201ZM5 111V110H4ZM16 111V110H15ZM63 111V110H62ZM98 111H99V115H97L96 116V113H98ZM115 111H116V109H115ZM137 111H138V114H137ZM155 111V110H154ZM9 112H11V111H9ZM23 112V111H22ZM60 112V111H59ZM130 113V115L128 116L127 115V118H126V114L127 113ZM142 112V111H141ZM161 112V111H160ZM178 112V111H177ZM11 113H13V112H11ZM27 113V112H26ZM30 113V112H29ZM56 113H58V112H56ZM128 113V114H129ZM17 114H18V112H17ZM55 114V115H54ZM101 114H102V116H104V117H110V116H112V117H110V120L109 119H107L108 121H111V119L113 118V123L114 124H117V123H125V121H127L128 119L130 120V118H131V120L133 119L134 120V124L132 123H130L131 124V126H130V124L128 123L127 125H125V126H123L121 129H119L118 131V134H119V138H115L114 140H116V143H111L110 145L108 144H104V145H101L102 143H100V145L99 146H97V149H96V147L94 146V148L96 149V151H100L97 155L94 153V151L95 150H91V146H93L92 144L90 145V143L91 142H89V144H88V140H89V138L91 137V135L92 134H94V131H95V128H94V125L92 124L93 122H97L96 120H98L99 118H100V116H101ZM107 114V116H105ZM142 114V113H141ZM144 114V113H143ZM185 114H189V113H185ZM202 114V113H201ZM1 115V114H0ZM58 115V114H57ZM63 115V114H62ZM167 115V114H166ZM169 115V114H168ZM168 115H167V117H168ZM4 116H5V114H4ZM162 116V115H161ZM179 116V115H178ZM186 116V115H185ZM185 116H183V118L185 117ZM201 116V115H200ZM15 117H16V115H15ZM24 117V116H23ZM29 117V116H28ZM141 117H142V115H141ZM158 117V116H157ZM173 117V116H172ZM181 117V116H180ZM151 118V117H150ZM170 118H171V116H170ZM186 118V117H185ZM4 119V118H3ZM24 119V118H23ZM102 119H106V118H102ZM15 120V119H14ZM18 120V119H17ZM128 120V121H129ZM132 120V121H133ZM146 120V119H145ZM148 120V119H147ZM160 120V119H159ZM172 120V119H171ZM181 120V119H180ZM38 121V120H37ZM112 121H111V123H112ZM168 121V120H167ZM184 121H187L186 123L184 122ZM182 120V122L179 124L177 121V123L179 124V126H180V128H182L183 129V132H186L187 130H186V128H187V124H188V122L190 121H188V120ZM202 121V120H201ZM5 122V121H4ZM8 122V121H7ZM150 122V121H149ZM170 122H172V121H170ZM1 123V122H0ZM14 123L15 122H13V120H11V123H9V127H8V131H6V132H8V135L9 134H12V132H11V130L12 129H14L13 128V126H14ZM161 123V122H160ZM28 124V123H27ZM105 124V123H104ZM178 124H176V126L175 127H177L178 128ZM37 125V124H36ZM103 125V124H102ZM108 125V124H107ZM152 125V124H151ZM192 125V124H191ZM190 125V126H191ZM105 126H106V124H105ZM111 126V125H110ZM161 126H163V125H161ZM190 126H188V127H190ZM38 127V126H37ZM51 127V126H50ZM130 127V128H129ZM197 127V126H196ZM1 128V127H0ZM17 128V127H16ZM110 128V127H109ZM127 128V129H126ZM159 128V127H158ZM162 128V127H161ZM162 128V129H163ZM198 128V127H197ZM196 128V129H197ZM199 128H200V126H199ZM249 128V127H248ZM2 129H3V127H2ZM23 129V128H22ZM21 129V130H22ZM25 129V128H24ZM38 129H39V127H38ZM49 129V128H48ZM47 129V130H48ZM101 129H103V128H101ZM176 129V130H175ZM182 129H181V131H182ZM188 130H189V128H187ZM190 129H191V127H190ZM193 129H195V128H193ZM96 130H98V129H96ZM184 130H186V131H184ZM199 130V129H198ZM242 130V129H241ZM250 130V129H249ZM1 131V130H0ZM17 131V130H16ZM22 131H24V130H22ZM43 131V130H42ZM99 131V130H98ZM101 131V130H100ZM105 131V130H104ZM180 131V130H179ZM181 131H180V134H181ZM196 131L197 130H192V133L193 132H195L196 133ZM248 131V130H247ZM260 131V130H259ZM2 132V131H1ZM47 132V131H46ZM109 132V131H108ZM111 132H112V130H111ZM188 132V131H187ZM187 132H186V134H187ZM38 133V132H37ZM44 133V132H43ZM51 133H50V135H51ZM101 133V132H100ZM161 133V132H160ZM179 133V132H178ZM178 133H175V138L176 137H178L179 138V136H181L180 134H179V136H177V134ZM190 133H191V131H190ZM18 134V133H17ZM16 134V135H17ZM98 134V133H97ZM107 134V133H106ZM113 134H116L115 133V131H114V133H112V135ZM184 134V133H183ZM182 134V135H183ZM253 134V133H252ZM20 135H21V132H20ZM23 135V134H22ZM47 135V134H46ZM174 135V134H173ZM185 135V134H184ZM258 135V134H257ZM260 135V134H259ZM10 136V135H9ZM94 136V135H93ZM99 136V135H98ZM196 136V135H195ZM19 137V136H18ZM22 137V136H21ZM105 137V136H104ZM112 137V136H111ZM110 137V138H111ZM154 137H155V139H154ZM256 137V136H255ZM3 138V137H2ZM6 138H7V136H6ZM16 138V137H15ZM49 138V137H48ZM93 138V137H92ZM106 138V137H105ZM109 138V139H110ZM146 138H149V140H147ZM174 138V139H175ZM243 138V137H242ZM1 139V138H0ZM8 139V138H7ZM10 139V138H9ZM21 139V138H20ZM101 139L102 138H100V141H101ZM107 139V138H106ZM234 139V138H233ZM180 140H182V139H180ZM238 140V139H237ZM0 141H2V140H0ZM6 142H7V140H5ZM11 141V140H10ZM95 141V140H94ZM236 141V140H235ZM4 142V141H3ZM22 142V141H21ZM20 142V143H21ZM105 142V141H104ZM108 143H110L111 142V140H109V141H107ZM177 142H178V139H177ZM183 142V141H182ZM238 142H240V141H238ZM45 143V142H44ZM48 143V144H49ZM93 143V142H92ZM184 143V142H183ZM222 143V142H221ZM230 143V142H229ZM3 145L4 146V143H1L0 142V145ZM14 144V143H13ZM23 144H25V143H23ZM99 144V143H98ZM233 144V143H232ZM238 144V143H237ZM45 145V144H44ZM47 145V144H46ZM180 145H182V144H177V147H178V149L180 148L179 146ZM195 145V144H194ZM2 146V147H3ZM15 146V145H14ZM13 146V147H14ZM24 146V145H23ZM33 146V145H32ZM34 146H35V144H34ZM149 146V147H148ZM1 147V146H0ZM1 147V148H2ZM22 147V146H21ZM47 147V148H46ZM148 147V148H147ZM177 147H175V148H177ZM192 147V146H191ZM213 147V146H212ZM5 148H6V146H5ZM196 148V147H195ZM194 148V149H195ZM200 148H201V146H200ZM7 149V148H6ZM5 149V150H6ZM14 149H16V147L14 148ZM36 149V148H35ZM83 149H86V150H91L90 151V154H93L92 155V157H90L88 160H87V162L85 163L86 164V166H85V168H86V171H83L84 172V174L82 173L81 174V176H80V173H79V176L77 175V173L78 172H75L76 174H74V178H73V180L72 181H70V174H68V176H65L64 175V173L67 171L68 173H71V175H73V169H74V167L76 166L75 165V162H77L78 161V158H79V156H78V154L83 150ZM222 149V148H221ZM228 149V148H227ZM261 149V148H260ZM25 150V149H24ZM23 150V151H24ZM43 150V149H42ZM180 150V149H179ZM178 150V151H179ZM209 150V149H208ZM16 151V150H15ZM30 151V150H29ZM194 151V150H193ZM197 151V150H196ZM14 152V151H13ZM32 152V151H31ZM63 153V154H60V153ZM89 152V151H88ZM161 153L162 155L160 156L159 155V153ZM216 152V151H215ZM262 152V151H261ZM2 153H3V151H2ZM21 153V152H20ZM34 153V152H33ZM109 153H111V155L109 154ZM158 153V154H157ZM195 153V152H194ZM206 153V152H205ZM0 154H1V152H0ZM4 154V153H3ZM22 154V153H21ZM24 154V153H23ZM41 154V153H40ZM178 154V153H177ZM264 154V153H263ZM12 155V154H11ZM28 155V154H27ZM37 155V154H36ZM62 155V156H61ZM110 155V156H109ZM238 154H236V156H237ZM14 156V155H13ZM17 156V155H16ZM34 156V155H33ZM32 156V157H33ZM158 156V157H157ZM193 156V155H192ZM191 156V157H192ZM239 156V155H238ZM261 156V155H260ZM0 157H1V155H0ZM2 157H5L4 155H2ZM18 157V156H17ZM21 157V156H20ZM177 157H179V155L177 156ZM10 158H11V156H10ZM27 158V157H26ZM41 158V157H40ZM74 158V160H72ZM174 158V157H173ZM183 158V157H182ZM205 158V157H204ZM7 159V158H6ZM5 159V160H6ZM21 159V158H20ZM30 159V158H29ZM84 159V158H83ZM175 159H176V157H175ZM178 159V158H177ZM191 159V158H190ZM194 159V158H193ZM212 159V158H211ZM258 159V158H257ZM263 159V158H262ZM18 160V159H17ZM81 160V159H80ZM183 160V159H182ZM192 160V159H191ZM202 160V159H201ZM204 160V159H203ZM2 161H4V159L2 158V160H1V163H0V165H3L2 164ZM7 161V160H6ZM5 161V162H6ZM9 161V160H8ZM26 161V160H25ZM35 161V160H34ZM39 161H40V159H39ZM175 161V160H174ZM174 161L172 162L171 161V163H174ZM181 161V160H180ZM206 161V160H205ZM13 162H15L14 161V159H13ZM13 162H12V164H13ZM178 162V161H177ZM183 162V161H182ZM9 163V162H8ZM25 163V162H24ZM28 163V162H27ZM36 163V162H35ZM252 163V162H251ZM254 163H255V161H254ZM71 164V167L69 166ZM79 164H80V162H79ZM84 164V165H85ZM198 164V163H197ZM201 164V163H200ZM199 164V165H200ZM203 164H204V162H203ZM262 164V163H261ZM82 165V164H81ZM174 165H176V164H174ZM188 165V164H187ZM190 165V164H189ZM188 165V166H189ZM249 165V164H248ZM252 165V164H251ZM260 165V164H259ZM12 166H14V165H12ZM22 166V165H21ZM29 166V165H28ZM78 166H80V165H78ZM83 166V165H82ZM181 166V165H180ZM180 166H179V168H180ZM208 166V165H207ZM9 167V166H8ZM81 167V166H80ZM174 167V166H173ZM182 167V166H181ZM194 167H195V164H194ZM200 167H201V165H200ZM203 167V166H202ZM261 167L262 168H264L262 165H261ZM14 168V167H13ZM12 168V169H13ZM22 168V167H21ZM175 168V167H174ZM177 168V167H176ZM196 168V167H195ZM195 168H193V171H195L194 169ZM208 168V167H207ZM255 168V167H254ZM23 169V168H22ZM77 169V168H76ZM199 169V168H198ZM198 169H197V171H198ZM203 169H204V167H203ZM243 169H245L244 167H243ZM5 170V169H4ZM11 170V169H10ZM25 170V169H24ZM27 170V169H26ZM29 170V169H28ZM35 170V169H34ZM82 170H84V169H82ZM141 170V171H140ZM146 170V172H144ZM174 169H172L171 171H173ZM64 173H63V172ZM132 171H134V172H136V174H138L139 172V176H135V178H132L131 177V179H129L130 177H127L128 178V182L131 180V182L132 183H128V184H126L125 182H126V180L124 181V182H122V180L123 179H126L125 178V176H128V173L129 172H132ZM142 171L145 173V177H143L142 179H140V180H138V178H141V176H140V174L142 175ZM241 171V170H240ZM9 172V171H8ZM36 172H38V171H36ZM80 172V171H79ZM82 172V171H81ZM133 172V173H134ZM138 172V173H137ZM181 172H180V174H181ZM201 172V171H200ZM199 172V173H200ZM260 172V171H259ZM258 172V173H259ZM21 173V172H20ZM24 173V172H23ZM85 173H87L88 174V176L85 178L84 176H86V174ZM191 173V172H190ZM210 173V172H209ZM212 173H214V171L212 172ZM211 173V174H212ZM246 173V172H245ZM263 172H261L260 173V175H263L262 174ZM5 174V173H4ZM25 174V173H24ZM41 174V173H40ZM176 174V173H175ZM240 174V173H239ZM242 174V173H241ZM244 174V173H243ZM254 174V173H253ZM10 175V174H9ZM27 175V173L25 174V176ZM204 175H206V173H204ZM215 175V174H214ZM257 175V174H256ZM2 176H4V175H2ZM22 176H24V175H22ZM21 176V177H22ZM39 176V175H38ZM41 176V175H40ZM59 176H60V178H59ZM65 176V177H64ZM130 176H132V174L130 175ZM165 176H167V177H165ZM173 176H174V174H173ZM177 176H179V175H177ZM197 176V175H196ZM199 176H201V175H199ZM198 176V177H199ZM211 175L209 174V177H210ZM255 176V175H254ZM7 177H8V175H7ZM64 177V178H63ZM82 177H84L85 179L84 180H79V179H81ZM165 177V178H164ZM258 177V176H257ZM264 177V176H263ZM1 178V177H0ZM9 178V177H8ZM24 178V177H23ZM23 178H22V181H23ZM26 178V177H25ZM24 178V179H25ZM35 178V177H34ZM57 178H59L62 182V189L63 188H67V187H69L70 186V184L71 183H73V182H75V183H77L76 184V186H75V188L72 190H70L68 193L66 192V197L65 198H63L61 201H58L57 199H58V197H56L55 195H54V192L56 193V191H54L53 192V189H52V186L54 187L55 185L54 184H52V181L53 182H55V179H57ZM194 178V179H193ZM243 178V177H242ZM241 178V179H242ZM254 178V177H253ZM260 178V177H259ZM262 178V177H261ZM7 179V178H6ZM38 179V178H37ZM53 179V180H52ZM133 179H134V181H133ZM181 179V178H180ZM18 180V179H17ZM263 180V179H262ZM58 181V180H57ZM56 181V182H57ZM147 181H149V182H147ZM198 181V180H197ZM200 181V180H199ZM198 181V182H199ZM208 181H210V180H208ZM207 181V182H208ZM259 181V180H258ZM187 182V183H186ZM206 182V183H207ZM216 182V181H215ZM215 182H213L212 181V183H214L215 184ZM243 182V181H242ZM261 182V181H260ZM17 183V182H16ZM20 183V182H19ZM22 183V182H21ZM20 183V184H21ZM58 183V182H57ZM56 183V184H57ZM174 183L176 184L175 186H174ZM202 182H200V184H201ZM204 183V182H203ZM202 183V185H206L205 183L203 184ZM210 183V182H209ZM254 183V182H253ZM6 184H7V182H6ZM12 184V183H11ZM52 184V185H51ZM196 184L197 183H195V185L193 186V187H195L196 186ZM2 185V184H1ZM19 185V184H18ZM24 185V184H23ZM173 185V186H172ZM183 185V186H182ZM224 185V184H223ZM257 185V184H256ZM7 186V185H6ZM59 186V185H58ZM197 186H199V185H197ZM195 187V188H197V190L195 191V192H197V191H199L198 190V188H201V187ZM251 186V185H250ZM253 186V185H252ZM261 186V185H260ZM262 186H264V185H262ZM61 187V186H60ZM112 187V188H111ZM13 188V187H12ZM117 188V192H119L120 194H117V192L115 193H113L112 191H114L115 189ZM192 188V187H191ZM208 188V187H207ZM251 188L252 187H250V190H251ZM253 188H254V186H253ZM256 189H258L257 190V192L256 193H260L259 195H257L255 192H254V190H253V192L250 194V192H249V190L247 191L248 192V194H247V196L249 197V198H251L250 200H251V202H252V204H253V202L254 201H252V197H250L252 194L253 195H256L257 196V201L259 202V196H260V199L262 200V199H264L263 197H264V192L263 193H261V192H259V188L256 186L255 187ZM1 189V188H0ZM11 189V188H10ZM60 189V188H59ZM203 189V188H202ZM219 189V188H218ZM248 189H249V187H248ZM205 190V189H204ZM262 190V189H261ZM206 191V190H205ZM241 191V190H240ZM17 192V191H16ZM19 192V191H18ZM112 192V193H111ZM200 192H202V191H199V192H197L198 193V197H199V195H200ZM194 193V192H193ZM209 193V192H208ZM207 193V194H208ZM212 193V192H211ZM239 193V192H238ZM237 193V194H238ZM14 194V193H13ZM205 194V193H204ZM203 194V195H204ZM210 194V193H209ZM231 194V193H230ZM236 194V195H237ZM263 195V197H262V195ZM8 195H10V194H8ZM18 195V194H17ZM39 195V196H40ZM240 195V194H239ZM11 196V195H10ZM9 196V197H10ZM23 196V195H22ZM194 196H196L195 195V193H194ZM246 196V197H247ZM256 196L254 197V198H256ZM6 197V196H5ZM8 197V196H7ZM6 197V198H7ZM18 197V196H17ZM123 197H128L127 199L129 200L128 202H125L123 199ZM197 197V196H196ZM196 197H194V199H196ZM198 197H197V199H198ZM206 197H208V196H206ZM232 197V196H231ZM237 197V196H236ZM37 198V197H36ZM67 198V199H66ZM201 198V197H200ZM205 198V197H204ZM228 198V197H227ZM226 198V199H227ZM230 198V197H229ZM8 199V198H7ZM19 199H20V197H19ZM208 199V198H207ZM225 199V197H224V200H226ZM233 199V198H232ZM235 199V198H234ZM233 199V200H234ZM238 199V198H237ZM239 199L241 200V198L239 197ZM15 200V199H14ZM66 200V201H65ZM122 200H123V203H121L122 202ZM190 200V199H189ZM201 200H202V198H201ZM200 200V201H201ZM223 200V199H222ZM228 200H231V199H228ZM232 200V201H233ZM236 200V199H235ZM8 201V200H7ZM10 201V200H9ZM22 201V200H21ZM23 201H25V200H23ZM113 201L115 202V203H113ZM186 201V202H185ZM191 201V200H190ZM213 201V200H212ZM237 201V200H236ZM235 201V202H236ZM246 201V200H245ZM257 201H255L254 202V204L252 205L253 206V208L255 209L254 210V216H256V220H258V221H256L255 223H254V221H255V219H254V216H253V213H251V216H250V214L248 215V216H250V217H253V219H254V221H252V223L253 224H255L256 226H258V223L260 222L259 220H261V222H260V226H261V224H262V226H264V205H262V203H264V202H262L261 203V208H260V206H259V204L260 203H258L257 204ZM263 201V200H262ZM112 202V203H111ZM129 202H130V204L131 205H133V207H134V209H136V211H137V213H136V211H135V213H136V216L135 217H133L134 215H132V217L134 218V219H131L132 217H129L128 215H126L125 217V219H127V221L130 223V224H132V227H131V230H133V231H131V232H128L127 233V231H125L124 230V233H122V229L123 228H126V224L125 223H123V225H124V227L122 228V227H120V225H119V222H120V220L122 219V213H121V210H120V208H118V207H116V203H119V204H122L121 205V208L122 209H125V210H128L129 211V209H130V207H131V205L129 204ZM222 202V201H221ZM13 203V202H12ZM33 203V202H32ZM40 203V202H39ZM39 203H38V205H39ZM78 203H80V204H78ZM194 203V202H193ZM214 203V202H213ZM223 203H225V202H223ZM240 203V202H239ZM246 203V202H245ZM250 203V202H249ZM5 204V203H4ZM222 204V203H221ZM237 204V203H236ZM241 204V203H240ZM77 205L80 207H78L77 208V211H76V207H77ZM118 205V204H117ZM195 205V204H194ZM238 205V204H237ZM4 206V205H3ZM23 206V205H22ZM36 206V205H35ZM119 206V205H118ZM196 206V205H195ZM197 206H198V204H197ZM222 206V205H221ZM7 207V206H6ZM8 207H10V206H8ZM7 207V208H8ZM37 207V206H36ZM35 207V208H36ZM193 207V206H192ZM192 207L190 208V209H192ZM200 207V206H199ZM198 207V208H199ZM246 207V206H245ZM19 208V207H18ZM33 208V207H32ZM129 208V209H128ZM207 208V207H206ZM1 209H3V208H1ZM12 209V208H11ZM106 209H108L109 211L111 210L112 211V213L109 215V217L105 220V219H103L102 217H103V215H105L104 214V212L107 214V210ZM211 209V208H210ZM221 209V208H220ZM243 209H244V207H243ZM189 210V209H188ZM245 210V209H244ZM1 211H3V210H1ZM0 211V213H2L3 214V212H1ZM192 211H195V210H192ZM192 211H189L190 213H192ZM214 211V210H213ZM243 211V210H242ZM61 212V211H60ZM95 213L96 212V218H95V220H94V227H93V232H92V230H86V228L85 227H89V226H91V225H89V226H86V225H88V224H82L80 227L78 226V224L80 223L81 224V222H80V220L82 221H84V220H87V221H84V223H86V222H90V213ZM132 212V211H131ZM196 212V211H195ZM239 212H240V210H239ZM238 212V213H239ZM245 212H247V211H245ZM34 213V212H33ZM62 213V212H61ZM130 213V212H129ZM198 213V212H197ZM211 213V212H210ZM58 214V213H57ZM125 214H126V212H125ZM132 214V213H131ZM193 215H196V214H194V213H192ZM206 214V213H205ZM209 214V213H208ZM207 214V215H208ZM8 215H9V212H8ZM7 215V216H8ZM25 215V214H24ZM93 215V214H92ZM243 215H245V214H243ZM4 216V215H3ZM13 216V215H12ZM102 216V217H101ZM131 216V215H130ZM209 216V215H208ZM37 217V216H36ZM249 217V218H250ZM7 218V217H6ZM9 218V217H8ZM94 218V217H93ZM185 218V217H184ZM206 218H208V217H206ZM206 218H205V220H206ZM249 218H246V220L248 219V220H250ZM1 219V218H0ZM37 219V218H36ZM63 219V220H62ZM189 219V218H188ZM234 219V218H233ZM239 219V218H238ZM262 219H263V222H262ZM2 220L3 219H1L0 220V223L2 222ZM93 220V219H92ZM192 220V219H191ZM203 220V219H202ZM240 220V219H239ZM246 220L244 221V220H242L243 221V224H241L242 226H244V230H245V227H246V231H247V227H249L248 229H249V231H252V232H254V234L256 233L258 236L260 235V234H262V236L264 237V235H263V233L262 232H264V227H261V229H260V227H252L251 229H250V227H251V225L249 226V223L251 222V220H250V222L247 220V222H246ZM82 221V222H83ZM224 221V220H223ZM229 221V220H228ZM242 221H239V222H242ZM12 222V221H11ZM36 222V221H35ZM67 222V221H66ZM70 222V221H69ZM190 222V221H189ZM194 222V221H193ZM238 222V221H237ZM246 224H245V223ZM258 222V223H257ZM7 223V222H6ZM13 223V222H12ZM32 223H34V222H32ZM121 223V224H122ZM207 223V222H206ZM228 223V222H227ZM226 223V224H227ZM251 223V224H252ZM8 224V223H7ZM24 224V223H23ZM23 224H21L20 226H19V229L21 230V231H25V232H29V230H27V227H25V225H23ZM72 224H76L75 226L78 228V230H76V233H72V232H74V230L75 229H77V228H74V229H69L70 228V226L72 225ZM136 224H137V226H136ZM187 224V223H186ZM201 224V223H200ZM203 224V223H202ZM230 224V223H229ZM246 226H245V225ZM253 224H252V226H253ZM27 225V224H26ZM35 225V224H34ZM185 224L183 223V226H184ZM221 225V224H220ZM232 225V224H231ZM0 226H1V224H0ZM29 226V225H28ZM69 226V227H68ZM235 226V225H234ZM6 227V226H5ZM8 227V226H7ZM37 227V226H36ZM180 227V226H179ZM199 227V226H198ZM202 227V226H201ZM200 227V228H201ZM219 227V226H218ZM220 227H222V226H220ZM11 228V227H10ZM39 228V227H38ZM90 228V227H89ZM199 228V229H200ZM228 228V227H227ZM238 228V227H237ZM236 228V229H237ZM241 228V227H240ZM257 229V230H254V229ZM6 229V228H5ZM5 229H3L2 228V230L0 229V232L1 231H5ZM186 229V228H185ZM206 229V228H205ZM204 229V230H205ZM220 229V228H219ZM223 229V228H222ZM235 229V231H238V230H240V229H238V230H236ZM258 229H260L259 231L261 232H259L258 231ZM10 230V229H9ZM9 230L7 229L6 230V233L4 232L2 235H1V233H0V239L1 240H3L4 238L2 237V236H5V234L7 235L5 238L6 239H4L2 242H0L1 244L4 242L5 243V245H4V247H5V249L7 250V253L10 255L11 253H10V251H11V248H12V242L10 241V236L8 235V234H10V232H9ZM63 230V231H64ZM230 230H232V229H230ZM233 230H234V228H233ZM242 230V229H241ZM58 231V230H57ZM63 231H61V232H63ZM88 231V232H87ZM246 231H244L245 233H246ZM249 231H247V234L249 235L250 233H249ZM259 233H258V232ZM28 232H27V234H28ZM185 232V231H184ZM239 232H241V231H239ZM60 233V232H59ZM65 233V232H64ZM147 233V234H146ZM224 233V232H223ZM223 233H221L222 234V236H223ZM227 233V232H226ZM219 234V233H218ZM228 234V233H227ZM253 234V233H252ZM256 234H255V236H256ZM24 235H25V233H24ZM62 235V234H61ZM187 235H188V231H187ZM197 235V234H196ZM202 235V234H201ZM204 235V234H203ZM211 235V234H210ZM220 235V234H219ZM229 235V234H228ZM243 235H244V233H243ZM248 235L246 236V234H245V236L248 238ZM63 236V235H62ZM198 236V235H197ZM196 236V237H197ZM200 236V235H199ZM245 236L243 237V240L246 242V240H248V239H246L245 238ZM250 236V235H249ZM253 236V235H252ZM254 236V237H255ZM258 236H256V237H258ZM25 237H27V236H25ZM55 238H56V236H54ZM60 237V236H59ZM58 237V238H59ZM140 237V238H139ZM185 237V236H184ZM203 237V236H202ZM217 237H218V235H217ZM221 237V236H220ZM231 237H233V235L232 236H230V238ZM255 237V238H256ZM262 237V238H263ZM3 238V239H2ZM62 238V237H61ZM186 238H187V236H186ZM185 238V239H186ZM199 238V237H198ZM224 238V237H223ZM254 238V239H255ZM259 238V241H260V238H261V235L258 237ZM258 238H256V239H258ZM261 238V239H262ZM21 239H23V238H21ZM26 239H28V238H26ZM41 239V238H40ZM74 239H72V240H70V241H73ZM131 239H132V241H135L134 243L131 241ZM139 239H141V240H139ZM179 239H181V240H183L182 238H179ZM183 240V241H185V242H187L186 244V246L184 247V245L182 246V244H184V242L183 241H181V240H179V241H181V246L182 247H184V248H182L183 249V251H186L187 252V250L189 251V252H191L190 254H189V257H190V259L188 260L189 262H191V260L193 259V258H195L194 256H199V258L201 259V261H203V259H202V255L203 256H205V254H204V252H202L201 251V249H199L202 245H204V244H202L201 246H199V239L198 240H196V241H194V243L195 242H197V243H195V244H190L189 245V243H191V241L189 242L188 240L190 239V236H188V238L186 239V240ZM214 239V238H213ZM218 239V238H217ZM220 239H222V238H220ZM253 239V238H252ZM251 238L249 239V240H252ZM254 239L252 240L253 242H252V244L254 245V246H252L251 244H249V246H248V244L247 245H243V247L242 248H240V246H239V249H241V251L240 252H237L239 249H235L234 251H236V253L233 251V249L235 248H233V246H237V245H233V244H231V245H233L232 247H230L231 248V252L232 253H235L234 255H232V256H234L233 258H235V255H236V257L238 258V259H234V260H239V262L237 263V264H244L243 263V260L245 261V259L246 260H248V258L249 257H252V259H253V261H251L250 262V260H252V259H249V262H250V264H252L253 262H255V263H258L257 261H259L260 262V260H262V259H264V241H263V239L260 241V243L261 242H263L262 244H260V243H258V240H256V241H254ZM25 240V239H24ZM53 240H55V239H53ZM138 240H139V242H138ZM223 240V239H222ZM228 240V239H227ZM239 240V239H238ZM248 240V241H249ZM56 241V240H55ZM58 242L59 241H61V240H57ZM137 241V242H136ZM210 241V240H209ZM209 241H207V242H209ZM226 241V240H225ZM233 242H234V240H232ZM24 242V241H23ZM132 242V243H131ZM177 242H178V240H177ZM242 242V244L244 243L245 244V242H243V241H241ZM39 243V242H38ZM60 243H57V244H60ZM122 244V245H119V246H122L121 248L118 246V244ZM137 244L136 246L135 245H133V248H132V244ZM205 243V242H204ZM228 243V242H227ZM237 242H235V244H236ZM249 243H250V241H249ZM49 244H50V242H49ZM53 244H54V242H53ZM171 244H172V246H171ZM178 244V243H177ZM209 244V243H208ZM224 244V243H223ZM238 244V243H237ZM242 244H240V245H242ZM255 244H260V246H258L257 248H259V250L256 248V246L257 245H255ZM3 245V244H2ZM37 245V244H36ZM40 245V244H39ZM38 245V246H39ZM62 245H60L61 247H62ZM76 245V244H75ZM189 245V246H188ZM214 245V244H213ZM59 246V248L58 249H60L61 247ZM131 246V247H130ZM175 246H176V243H175ZM261 246H263L262 248H261ZM3 247V246H2ZM172 249H171V248ZM203 247V246H202ZM201 247V248H202ZM206 247H207V245H206ZM214 247V246H213ZM222 247H224V246H222ZM226 247H228V246H225L224 248H226ZM251 248V247H253L254 248V251H252L251 252V250H252V248L251 249H249V248ZM50 248V247H49ZM57 246H54V249H53V252L54 251H56V253H57ZM63 248V247H62ZM82 248V249H81ZM210 248H212V247H210ZM218 248H220V247H218ZM255 248H256V250H255ZM39 249V248H38ZM77 249V248H76ZM75 249V250H76ZM89 249V248H88ZM90 249H92V248H90ZM89 249V250H90ZM185 249V250H184ZM209 249V248H208ZM223 249V248H222ZM227 249H229V248H226V249H224V252H225V250L228 252V250ZM13 250V249H12ZM19 250V249H18ZM17 250V252H16V258H18V254H20V251H18ZM179 250V249H178ZM230 250V249H229ZM249 250V251H248ZM39 251V250H38ZM60 251H61V249H60ZM72 251V250H71ZM222 251V253H224L223 252V250H221ZM220 251V249H219V252H221ZM46 252H47V249H46ZM75 252V251H74ZM74 252H73V254H74ZM77 252V251H76ZM75 252V253H76ZM200 252H202L203 254L202 255H200ZM207 252V251H206ZM209 252V251H208ZM207 252V253H208ZM226 252V253H227ZM230 252V251H229ZM13 254H14V252H12ZM37 253V252H36ZM55 253V254H56ZM91 253V252H90ZM117 253V255H115ZM177 253H179L178 251H177ZM183 253H185V252H183ZM188 253V252H187ZM213 253V252H212ZM78 254H79V251H78ZM89 254V253H88ZM176 254V253H175ZM230 254L231 253H229V254H227L228 256H230ZM35 255V254H34ZM54 255V254H53ZM63 255H65V254H63ZM69 255V254H68ZM79 255H82V253L81 254H79ZM121 255V254H120ZM180 255V254H179ZM210 255H212V254H210ZM222 255V254H221ZM12 256H14V255H12ZM70 256H71V254H70ZM74 256H76V255H74ZM78 256V255H77ZM142 256V257H141ZM150 256H151V258H150ZM167 256H169V254L167 255ZM177 256H178V254H177ZM208 256V255H207ZM69 257V256H68ZM132 257H133V255H132ZM136 257H133V258H136ZM221 257V256H220ZM16 258H14V260H16ZM23 258V257H22ZM58 258V257H57ZM127 258V257H126ZM150 258V259H149ZM162 258V257H161ZM171 258V257H170ZM177 258V257H176ZM198 258V257H197ZM210 258V257H209ZM219 258V257H218ZM217 258V259H218ZM222 258V257H221ZM225 258H227V257H225ZM224 258V259H225ZM41 259V258H40ZM130 259V258H129ZM205 259H206V256H205ZM213 259V258H212ZM216 259V258H215ZM223 259V258H222ZM229 259V258H228ZM228 259H226L227 261L226 262H230V260L232 259V258H230V260H228ZM10 260V259H9ZM9 260L8 259H4V260H2V263L3 264H10V262H9ZM126 260V259H125ZM132 260V259H131ZM134 260V259H133ZM161 260V259H160ZM184 258L182 259L181 258V256H178V258L177 259H175V262H176V264H185L184 263ZM221 260V259H220ZM22 261V260H21ZM24 261V260H23ZM62 261V260H61ZM166 261V260H165ZM199 261V260H198ZM216 261V260H215ZM223 261V260H222ZM263 261V260H262ZM261 261V262H262ZM16 262V261H15ZM15 262H14V264H15ZM39 262V261H38ZM128 262V261H127ZM192 262H193V260H192ZM204 262V261H203ZM225 262V261H224ZM234 262H237V261H234ZM249 262H247V263H249ZM20 263H23V262H20ZM35 263V262H34ZM33 263V264H34ZM53 263V262H52ZM61 263V262H60ZM201 263V262H200ZM231 263H233V261H231ZM230 263V264H231ZM246 263V264H247ZM254 263V264H255ZM70 264V263H69ZM129 264V263H128ZM131 264V263H130ZM134 264V263H133ZM190 264V263H189ZM215 264H219L218 263V261H216L215 262ZM220 264H221V262H220ZM234 264V263H233ZM236 264V263H235ZM260 264H263V263H260Z\"/></svg>",
  "mask_w": 264,
  "mask_h": 264
}]
</instances>
